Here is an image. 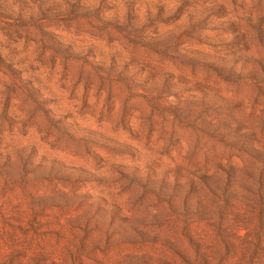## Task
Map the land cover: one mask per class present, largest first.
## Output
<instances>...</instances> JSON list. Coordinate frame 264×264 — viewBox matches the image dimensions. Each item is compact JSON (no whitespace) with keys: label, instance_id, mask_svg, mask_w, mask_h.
Returning <instances> with one entry per match:
<instances>
[{"label":"rangeland","instance_id":"obj_1","mask_svg":"<svg viewBox=\"0 0 264 264\" xmlns=\"http://www.w3.org/2000/svg\"><path fill=\"white\" fill-rule=\"evenodd\" d=\"M237 6L0 0V241L30 242L0 245V264H264V142L238 126L244 142L186 184L174 163L194 107L261 106L264 15L242 27ZM158 169L175 206L148 187ZM149 196L174 218L159 232L133 227Z\"/></svg>","mask_w":264,"mask_h":264},{"label":"clouds","instance_id":"obj_2","mask_svg":"<svg viewBox=\"0 0 264 264\" xmlns=\"http://www.w3.org/2000/svg\"><path fill=\"white\" fill-rule=\"evenodd\" d=\"M226 7L231 9L230 4H226ZM35 8V6H32ZM64 6H61V11ZM198 8H210L211 4L194 5ZM32 15H37L34 11ZM28 14L26 13V16ZM257 15H264V0H238V6L232 18L237 20L241 26L245 25V21L248 19H254ZM112 14H105L104 20H111ZM258 58L264 60V49L258 50ZM237 70L239 67L237 66ZM204 97V105L213 104L214 100L217 104L222 101L216 100L211 91ZM193 99L199 101L198 95H193ZM251 102V97L245 101V107L236 111L228 109L223 118L216 116L214 113H209L203 116L201 119H197V113L201 111V107L197 106L191 110V113L187 115V121L192 122L194 131L185 134L187 141V147L184 153L180 155L177 153L178 159L174 163L178 164L183 171L182 184H186L189 180H195L202 171L205 170V158L211 160L213 163L229 155L230 149L225 147L229 144H241L244 142L245 137L243 134L237 132L238 126H243V133H254L262 142H264V98H262L261 106L258 109H251L248 107ZM146 116V114H144ZM203 121V122H202ZM148 121L142 119L141 127L146 130ZM162 169H158L157 173L152 176V184L148 185L155 193L158 199L168 200L174 202V206L177 205L180 199L185 198L184 192L179 195L176 193L172 184V176L169 173L167 178V184L161 183L160 175ZM143 175V173H141ZM187 191V189H185ZM138 192H134L133 196L138 195ZM241 197L247 196L240 190ZM251 203V201H249ZM152 209H155L153 211ZM132 220L133 227H138L141 223L145 225V231L159 232L166 228L173 222V215L169 212L168 206L162 203H158L156 199L149 196L142 208H133ZM180 210L177 209V216ZM129 236L135 237V232L129 229ZM5 249L18 250L26 248L30 245V242H17L15 240L0 241ZM105 247L102 239L89 242V249L93 255L97 250H103Z\"/></svg>","mask_w":264,"mask_h":264}]
</instances>
